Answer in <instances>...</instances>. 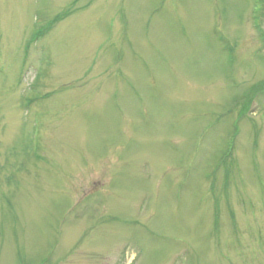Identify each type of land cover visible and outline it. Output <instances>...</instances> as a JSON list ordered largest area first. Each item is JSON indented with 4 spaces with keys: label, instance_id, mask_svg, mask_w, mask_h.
Here are the masks:
<instances>
[{
    "label": "rangeland",
    "instance_id": "1",
    "mask_svg": "<svg viewBox=\"0 0 264 264\" xmlns=\"http://www.w3.org/2000/svg\"><path fill=\"white\" fill-rule=\"evenodd\" d=\"M0 264H264V0H0Z\"/></svg>",
    "mask_w": 264,
    "mask_h": 264
},
{
    "label": "trees",
    "instance_id": "2",
    "mask_svg": "<svg viewBox=\"0 0 264 264\" xmlns=\"http://www.w3.org/2000/svg\"><path fill=\"white\" fill-rule=\"evenodd\" d=\"M224 160V159H223Z\"/></svg>",
    "mask_w": 264,
    "mask_h": 264
}]
</instances>
